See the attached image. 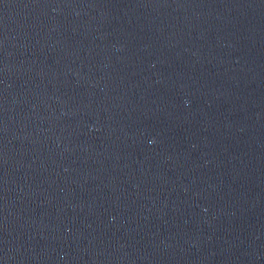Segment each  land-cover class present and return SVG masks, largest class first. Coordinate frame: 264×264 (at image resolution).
<instances>
[{"label": "water", "instance_id": "obj_1", "mask_svg": "<svg viewBox=\"0 0 264 264\" xmlns=\"http://www.w3.org/2000/svg\"><path fill=\"white\" fill-rule=\"evenodd\" d=\"M0 264H264V0H0Z\"/></svg>", "mask_w": 264, "mask_h": 264}]
</instances>
